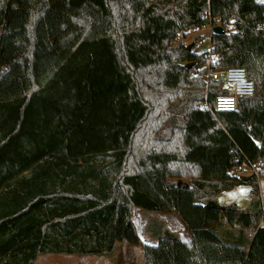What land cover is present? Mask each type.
<instances>
[{"label": "trees", "instance_id": "1", "mask_svg": "<svg viewBox=\"0 0 264 264\" xmlns=\"http://www.w3.org/2000/svg\"><path fill=\"white\" fill-rule=\"evenodd\" d=\"M206 13L225 30L207 49L173 42ZM206 60L244 67L254 96L214 111ZM242 161L264 168V2L0 0V264L118 242L143 264H264L256 174L229 173ZM239 184L245 208L218 204ZM135 207L176 214L189 240L154 217L143 243Z\"/></svg>", "mask_w": 264, "mask_h": 264}, {"label": "rangeland", "instance_id": "2", "mask_svg": "<svg viewBox=\"0 0 264 264\" xmlns=\"http://www.w3.org/2000/svg\"><path fill=\"white\" fill-rule=\"evenodd\" d=\"M258 2H264V0H257ZM233 29V26H229ZM199 35L197 32H190L187 37L182 41L183 43H192L195 37ZM203 39V38H202ZM209 47V43L206 40L202 41V44H196V51H202ZM206 77V73L205 76ZM257 170V169H256ZM257 172V171H256ZM248 175L252 174L245 171ZM246 174V175H247ZM259 195L263 194L264 197V168L256 173ZM246 185L251 184H239V188L248 189ZM247 186V187H248ZM248 191V190H247ZM251 192V191H250ZM263 201L264 207V200ZM158 216L165 217L167 212H157ZM147 217L148 220L156 217L154 214L144 212L142 210L133 208L132 221L137 229V232L143 243L155 244L156 240L150 238L146 230V221H143ZM149 217V218H148ZM157 218V217H156ZM151 221V220H150ZM153 222V221H152ZM34 264H143L142 263V251L140 245L118 242L114 251L108 255H91V254H63V253H47L39 255Z\"/></svg>", "mask_w": 264, "mask_h": 264}, {"label": "built area", "instance_id": "3", "mask_svg": "<svg viewBox=\"0 0 264 264\" xmlns=\"http://www.w3.org/2000/svg\"><path fill=\"white\" fill-rule=\"evenodd\" d=\"M203 18L208 22L202 26H194L193 28L179 32L174 38L173 42H182L190 32H197L199 35H203V39L199 40L197 44H202L203 40L208 41L210 46V36L212 34L213 27L220 25V18H217L216 24L211 22L210 15L208 13L203 15ZM194 41V40H193ZM206 78L217 80L221 84V89L224 91L215 97L213 102V110L216 112H233L237 111L240 107V100L254 96L256 87L253 80L247 76V70L240 66H230L223 68L210 67V60H206L204 63ZM196 70L192 72L195 73ZM244 169H249L250 173H257L256 167L242 161L240 165L230 168L229 173L235 175H244ZM260 224H264V208L263 215L259 220Z\"/></svg>", "mask_w": 264, "mask_h": 264}, {"label": "crops", "instance_id": "4", "mask_svg": "<svg viewBox=\"0 0 264 264\" xmlns=\"http://www.w3.org/2000/svg\"><path fill=\"white\" fill-rule=\"evenodd\" d=\"M245 171L250 173L249 169H244V175L247 174V173H245ZM247 186L248 185H246V188H248V189L239 188L240 186L237 185L228 191H223L220 194H217L215 196V200L220 205H227L230 203H235L239 208H245L247 206L251 196H252L251 192H250L251 187L250 186L247 187ZM260 197H262L264 200L263 194ZM262 203H263V201H262ZM135 208L139 209L137 207H135ZM139 210H141V209H139ZM149 213L154 214L160 221H162L164 223V227L168 231L177 234L183 240H189L190 234L187 231V229L184 227V225L182 224V222L180 221V219L178 218V216L176 214H174L172 212H167L168 214L165 217H161V216H158L157 212H149ZM150 220H148L147 217L143 220V221H146L147 232H148V226L151 230L156 229L158 227L155 219H150ZM223 231L226 232L225 230H223ZM148 234H149V232H148ZM149 236H150V234H149ZM150 238H152V237L150 236ZM146 244H148V243H146Z\"/></svg>", "mask_w": 264, "mask_h": 264}, {"label": "water", "instance_id": "5", "mask_svg": "<svg viewBox=\"0 0 264 264\" xmlns=\"http://www.w3.org/2000/svg\"><path fill=\"white\" fill-rule=\"evenodd\" d=\"M213 33H224L225 32V30H224V28L221 26V25H215L214 27H213ZM189 48H191V44H189L188 45V49ZM191 66V63H188L187 65H186V67H190ZM250 178V176L249 175H241L240 176V180L241 181H247L248 179Z\"/></svg>", "mask_w": 264, "mask_h": 264}]
</instances>
